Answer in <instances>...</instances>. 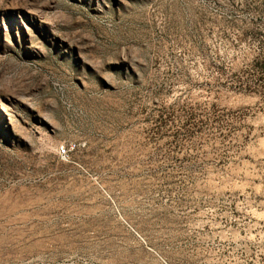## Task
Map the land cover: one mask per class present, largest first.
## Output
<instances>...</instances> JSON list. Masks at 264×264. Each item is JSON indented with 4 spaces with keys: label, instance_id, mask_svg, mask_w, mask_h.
<instances>
[{
    "label": "rangeland",
    "instance_id": "374dc122",
    "mask_svg": "<svg viewBox=\"0 0 264 264\" xmlns=\"http://www.w3.org/2000/svg\"><path fill=\"white\" fill-rule=\"evenodd\" d=\"M0 264H264V0H0Z\"/></svg>",
    "mask_w": 264,
    "mask_h": 264
},
{
    "label": "built area",
    "instance_id": "2783aa9c",
    "mask_svg": "<svg viewBox=\"0 0 264 264\" xmlns=\"http://www.w3.org/2000/svg\"><path fill=\"white\" fill-rule=\"evenodd\" d=\"M65 152V148L63 146H60L59 148V153L63 154Z\"/></svg>",
    "mask_w": 264,
    "mask_h": 264
}]
</instances>
